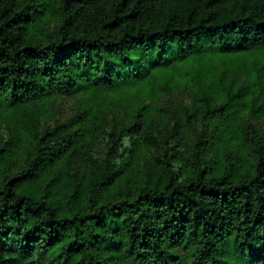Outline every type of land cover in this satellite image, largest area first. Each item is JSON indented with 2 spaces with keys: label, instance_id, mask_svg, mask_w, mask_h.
I'll return each instance as SVG.
<instances>
[{
  "label": "trees",
  "instance_id": "trees-1",
  "mask_svg": "<svg viewBox=\"0 0 264 264\" xmlns=\"http://www.w3.org/2000/svg\"><path fill=\"white\" fill-rule=\"evenodd\" d=\"M263 58L264 0H0V264H264Z\"/></svg>",
  "mask_w": 264,
  "mask_h": 264
},
{
  "label": "rangeland",
  "instance_id": "rangeland-1",
  "mask_svg": "<svg viewBox=\"0 0 264 264\" xmlns=\"http://www.w3.org/2000/svg\"><path fill=\"white\" fill-rule=\"evenodd\" d=\"M263 64H264V58H263ZM235 72L237 73L238 77H245L247 76V73L251 71V75H254L255 77L259 76V73L256 72V70H253V68L250 69L249 67H245L242 63L237 62L236 66L234 65ZM174 97L176 99H180L187 102V99L183 96L178 95L177 93L174 94ZM75 107V101L72 98H57L55 100V111H56V117L60 118L61 120L65 119L67 116L72 114L73 108ZM253 125H264V117H259L256 119H250Z\"/></svg>",
  "mask_w": 264,
  "mask_h": 264
}]
</instances>
